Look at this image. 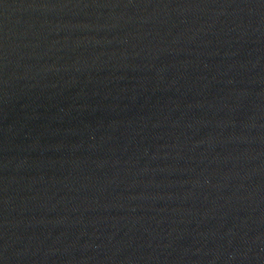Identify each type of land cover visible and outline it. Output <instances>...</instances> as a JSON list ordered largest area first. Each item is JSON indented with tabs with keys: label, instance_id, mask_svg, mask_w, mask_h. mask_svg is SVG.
Instances as JSON below:
<instances>
[{
	"label": "water",
	"instance_id": "95a60500",
	"mask_svg": "<svg viewBox=\"0 0 264 264\" xmlns=\"http://www.w3.org/2000/svg\"><path fill=\"white\" fill-rule=\"evenodd\" d=\"M0 264H264V0H0Z\"/></svg>",
	"mask_w": 264,
	"mask_h": 264
}]
</instances>
